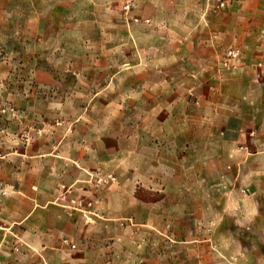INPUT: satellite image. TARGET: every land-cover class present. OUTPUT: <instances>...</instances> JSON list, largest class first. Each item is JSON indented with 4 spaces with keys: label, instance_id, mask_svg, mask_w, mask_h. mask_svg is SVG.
I'll return each instance as SVG.
<instances>
[{
    "label": "rangeland",
    "instance_id": "1",
    "mask_svg": "<svg viewBox=\"0 0 264 264\" xmlns=\"http://www.w3.org/2000/svg\"><path fill=\"white\" fill-rule=\"evenodd\" d=\"M97 1L0 0V264H189L206 240L238 264L218 198L264 132V0Z\"/></svg>",
    "mask_w": 264,
    "mask_h": 264
},
{
    "label": "crops",
    "instance_id": "2",
    "mask_svg": "<svg viewBox=\"0 0 264 264\" xmlns=\"http://www.w3.org/2000/svg\"><path fill=\"white\" fill-rule=\"evenodd\" d=\"M96 2L98 1L96 0ZM147 2L152 3L151 6H155L153 4L155 3L154 0H147ZM156 5L160 7V0H157ZM244 35L247 37L248 33ZM230 47L232 46L227 48ZM212 51L214 57L218 56L219 53L216 48L213 47ZM219 135L221 137L224 136L222 140H225V143L230 142L224 131H221ZM238 136L240 140L232 141L233 145L231 144L230 147L228 145L230 148L228 157L230 159L233 157L234 159L231 162L228 159L226 164L227 167H232L234 175L231 176V181L234 185L237 184L240 190L233 192V189H226V191L219 194L218 204L224 212L227 211L228 213L238 215L240 220L247 225L246 230L249 233L246 232L243 238L244 242L239 244L238 264H264V225H249L251 222H254L251 221L252 218L255 222L258 218H264V205H262V201H264V132L250 131L249 133L239 134ZM209 137H213V135L211 134ZM238 154L240 157H237L235 160V156ZM249 170H252L253 174V178L251 179L248 177ZM252 186H254L255 191H252ZM241 190H246V193L241 194ZM249 200L255 202L253 211L243 208V204ZM250 239L254 240L252 245L248 242ZM202 243L204 244L200 246L195 243H187L189 246H185L189 249V264H214L212 254L222 258L224 257L218 251L219 248L215 242L206 240ZM202 250L206 254L205 258L199 257V251ZM227 250L229 251L225 253L226 259L228 257L229 259L234 258L235 254L232 253V248L228 247Z\"/></svg>",
    "mask_w": 264,
    "mask_h": 264
},
{
    "label": "built area",
    "instance_id": "3",
    "mask_svg": "<svg viewBox=\"0 0 264 264\" xmlns=\"http://www.w3.org/2000/svg\"><path fill=\"white\" fill-rule=\"evenodd\" d=\"M128 2H131L132 0H127ZM210 1L214 0H208L207 6L210 7L213 11H217L219 9H223L227 6L228 1L227 0H215L214 4ZM129 5L126 6L128 8ZM240 53L237 51V49L230 47L225 50L223 53L222 59L218 63L217 72H234L238 70L240 66ZM255 69V80L259 82L262 80L264 76V55L263 58L256 62L254 64ZM246 190H241V194H245Z\"/></svg>",
    "mask_w": 264,
    "mask_h": 264
}]
</instances>
